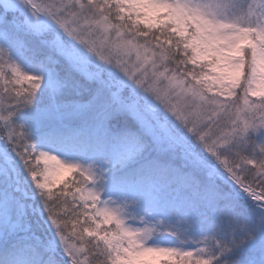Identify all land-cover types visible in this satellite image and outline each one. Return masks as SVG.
Instances as JSON below:
<instances>
[{
	"label": "snow or ice",
	"instance_id": "snow-or-ice-1",
	"mask_svg": "<svg viewBox=\"0 0 264 264\" xmlns=\"http://www.w3.org/2000/svg\"><path fill=\"white\" fill-rule=\"evenodd\" d=\"M0 264H264V0H0Z\"/></svg>",
	"mask_w": 264,
	"mask_h": 264
}]
</instances>
